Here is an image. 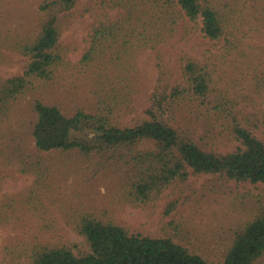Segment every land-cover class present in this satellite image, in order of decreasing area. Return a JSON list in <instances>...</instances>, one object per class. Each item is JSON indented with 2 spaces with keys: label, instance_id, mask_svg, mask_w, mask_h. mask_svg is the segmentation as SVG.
<instances>
[{
  "label": "trees",
  "instance_id": "1",
  "mask_svg": "<svg viewBox=\"0 0 264 264\" xmlns=\"http://www.w3.org/2000/svg\"><path fill=\"white\" fill-rule=\"evenodd\" d=\"M78 0H40L38 26L33 35L17 40L14 48L27 57L21 73L0 79V126L9 119L19 98L27 92L41 91L62 82L69 72V46L60 35ZM263 0H111L115 14L104 16L90 31L80 65L90 76V105L65 113L56 103L39 97L32 101L34 113L31 134L37 153L33 163H18L22 170L34 169L41 182L49 170L40 152L114 153L124 168L119 196L129 205H145L156 200L175 181L190 174H219L235 182L264 184V139L236 118L241 108L220 84L218 72L228 56L242 57L241 36L248 34L247 5L256 7ZM256 14L253 21L264 19ZM249 30H243L244 24ZM182 27L199 26L212 40L223 39L222 50L199 60L182 52L178 56L179 76L170 84L161 44ZM155 49L158 82L149 96L142 117L133 125L118 124L113 118L137 91V55ZM214 111L232 119L231 131L239 144L231 151L205 149L188 125L176 118L181 109ZM264 122V108L262 111ZM93 131L89 137L75 135ZM4 140L0 128V155ZM10 158L21 159L17 147L9 143ZM34 193L39 194L36 187ZM47 192L48 190L45 189ZM44 190L40 196H49ZM41 199L20 200L7 197L0 201V225L15 217L20 205L42 210ZM76 232L83 236L89 250L75 252L70 246L49 240L23 239L21 247L1 258L0 264H257L264 254V205L257 216L233 234L222 259L209 262L172 236H152L134 232L117 221L89 209L69 213ZM16 219V218H15ZM23 247V248H22Z\"/></svg>",
  "mask_w": 264,
  "mask_h": 264
},
{
  "label": "rangeland",
  "instance_id": "2",
  "mask_svg": "<svg viewBox=\"0 0 264 264\" xmlns=\"http://www.w3.org/2000/svg\"><path fill=\"white\" fill-rule=\"evenodd\" d=\"M40 0H0V79L21 73L27 57L13 46L17 40L33 35L39 14ZM111 0H78L70 9L60 35V41L69 46L70 66L62 82L47 85L41 91L27 92L13 107L10 118L5 119L4 140L0 155V201L7 197L37 201L48 190L42 210L20 205L15 217L0 225V260L19 249L23 239L39 236L51 243L66 244L75 252L89 250L83 236L78 234L69 213L80 209L104 218H110L129 230L152 236H172L192 252L204 256L209 262L222 259L233 234L257 216L264 205V184L235 182L219 174H190L185 181H175L164 189L154 201L145 205H129L119 196L118 183L124 168L115 154H92L86 157L75 152H40L49 170L41 182L34 169L22 170L18 163L35 164L37 153L31 134L32 101L35 97L47 103L58 104L65 113L90 105V72L80 65V58L88 45L90 31L104 16L115 14L119 8L109 7ZM256 7L247 5L246 19L252 20L250 31L241 36L242 57L228 56L218 72L220 84L241 108L237 120L264 139V22L253 21L256 14L264 19V0ZM108 13V14H107ZM244 24L243 30H249ZM223 39L206 37L199 26L184 30L181 26L165 43L161 44L165 75L170 84L180 72L178 56L184 52L199 60L221 52ZM155 49H145L135 59L138 77L137 91L113 118L118 124L133 125L142 117L149 96L158 82L159 69ZM176 118L190 123L193 136L205 149L217 152L233 150L239 141L231 131V118L214 111L181 109ZM93 135V131L76 133ZM9 143L17 147L21 159L10 158ZM39 188V194L34 193ZM16 218V219H15ZM23 248V247H22ZM257 264H264V254Z\"/></svg>",
  "mask_w": 264,
  "mask_h": 264
}]
</instances>
